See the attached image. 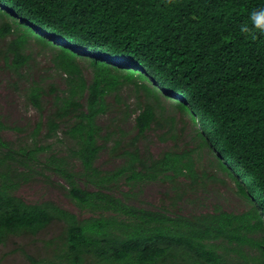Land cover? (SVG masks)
I'll list each match as a JSON object with an SVG mask.
<instances>
[{"label":"trees","instance_id":"obj_1","mask_svg":"<svg viewBox=\"0 0 264 264\" xmlns=\"http://www.w3.org/2000/svg\"><path fill=\"white\" fill-rule=\"evenodd\" d=\"M260 6L264 0H0V44L10 39L0 49L1 69L27 81L35 43L64 78L61 87L24 83L25 100L39 113L32 146L13 151L0 119V246L57 224L47 256L23 250L30 264H264V35L252 40L239 31ZM127 88L139 100L129 139L113 121L101 122ZM164 98L191 114L202 145L251 208L237 214L215 205L184 215L129 202L141 183L199 186L208 177L195 150L172 147L156 157L141 148L154 126L174 125L161 122ZM42 134L66 144L65 152L43 156ZM103 152L121 164L101 169ZM13 164L42 165L92 215L26 202L15 194ZM123 184L130 191L122 198Z\"/></svg>","mask_w":264,"mask_h":264},{"label":"rangeland","instance_id":"obj_2","mask_svg":"<svg viewBox=\"0 0 264 264\" xmlns=\"http://www.w3.org/2000/svg\"><path fill=\"white\" fill-rule=\"evenodd\" d=\"M9 41L10 39L1 42L0 49H5ZM31 50L34 52L36 68L27 75V81L37 79L47 84L56 83L60 87L63 86L64 78L54 68L52 54L41 51L35 46V43L31 45ZM85 73L91 77L92 71L85 68ZM15 78L13 73L2 70L0 67V119L10 127L2 133V137L5 141L12 143L13 151L19 152L20 148L32 146V133L39 119V113L31 107L34 114L27 115L30 107L24 95V83L27 81L23 80V83H20ZM138 101L132 89L127 88L120 107L103 117L101 122L108 124L113 121L114 128H121L129 133L124 136L129 139L133 136ZM172 104V101L164 98L162 107L165 110H163L161 122H164L166 118L174 119V125H165L162 129L154 126L142 139L141 148L149 149L156 157L172 147L195 150L199 173L202 177L206 173L208 177L199 186H186L184 185L186 180L182 179L181 184H178L176 188L169 181L163 180L141 183L132 191L129 186L123 184L120 190H116L117 195L123 198V192L130 191V203L154 210H166L169 213L179 210L184 215L210 212L213 211L215 205H221L226 211L237 214L247 211L252 206H249L248 202L239 195L236 183L225 172L218 169L215 157L211 155L209 148L202 145L201 139L198 137L197 125L191 114L180 112ZM165 136L169 140L164 141ZM38 143L39 146L46 148L43 156L65 152L66 144L55 139H47L45 134L39 137ZM121 162L107 152H103L98 160V166L103 170H112ZM11 175L14 182L19 183L15 194L28 203L53 201L80 218L92 215L77 208L62 188V186H66L65 181L51 172L45 171L40 164L31 168L13 164ZM179 194H182L180 199L178 198ZM174 200L177 205L174 204ZM60 232L61 226L56 224L37 238H11L6 245L0 246V264H30L23 250L38 259L47 256L45 242L57 238Z\"/></svg>","mask_w":264,"mask_h":264},{"label":"clouds","instance_id":"obj_3","mask_svg":"<svg viewBox=\"0 0 264 264\" xmlns=\"http://www.w3.org/2000/svg\"><path fill=\"white\" fill-rule=\"evenodd\" d=\"M239 31L246 39L255 40L259 35H264V6L253 8L249 13L247 20L239 25ZM34 114L33 109L29 107L28 116Z\"/></svg>","mask_w":264,"mask_h":264},{"label":"bare ground","instance_id":"obj_4","mask_svg":"<svg viewBox=\"0 0 264 264\" xmlns=\"http://www.w3.org/2000/svg\"><path fill=\"white\" fill-rule=\"evenodd\" d=\"M90 64V63H89ZM86 67V66H85ZM89 67V66H88ZM84 68V67H83ZM109 92V91H108ZM105 96V95H104Z\"/></svg>","mask_w":264,"mask_h":264}]
</instances>
